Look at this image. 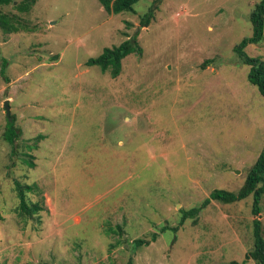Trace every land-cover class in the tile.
<instances>
[{"label":"rangeland","instance_id":"1","mask_svg":"<svg viewBox=\"0 0 264 264\" xmlns=\"http://www.w3.org/2000/svg\"><path fill=\"white\" fill-rule=\"evenodd\" d=\"M20 1L0 5L24 27H0V264H254L264 193L257 216L252 194L201 205L236 193L264 145V98L234 51L260 0H138L117 14ZM133 37L141 50L116 77L86 64ZM244 50L264 60V31ZM14 180L37 212L21 214Z\"/></svg>","mask_w":264,"mask_h":264},{"label":"trees","instance_id":"2","mask_svg":"<svg viewBox=\"0 0 264 264\" xmlns=\"http://www.w3.org/2000/svg\"><path fill=\"white\" fill-rule=\"evenodd\" d=\"M138 0H98L102 8L107 13H120L122 11H134L133 5ZM13 2V0H0V5H6ZM36 0H21L15 7L20 12H27L30 10L32 5ZM152 17V12L149 10L144 13V20L141 21V25L146 26L149 23V19ZM250 21L252 24V34L249 37H244L235 47L234 51L241 58L242 62L249 65L248 72V81L255 85L264 98V60L259 56H250L245 52V47L250 43H258L263 38L264 31V0L257 2L250 13ZM0 27L6 32H17L20 27L24 28L19 23H14L13 18L0 13ZM139 48L135 38L125 39L117 45L110 47H104L101 53L96 56L89 58L86 61L87 65H98L102 71L110 70L111 75L116 77L121 69V60L123 57L132 52H139ZM53 58H57L54 56ZM206 63V62H205ZM203 63V65H206ZM13 121H11L12 123ZM10 123V124H11ZM7 131V130H6ZM18 128L13 126L8 129V132L5 134L4 138L10 143L13 144L15 138L19 135ZM31 163L30 161L28 164ZM33 165V164H32ZM14 187L19 198L18 209L23 215H31L34 212H37L41 207L37 203H30L26 198V193L31 189V185H23L19 183L18 180H14ZM264 193V145L263 148L257 157L256 161L250 167L247 172L246 178L239 188V190L234 193L224 189H214L210 192L209 197L201 205H205L210 200H216L220 202H233L236 200L243 199L248 195H253V205H252V214L257 216L260 212L259 203L261 197ZM200 206V207H201ZM200 207H193L186 211V214L195 216ZM253 228L252 233L254 237V242L252 249L249 250L244 261L252 259L254 264H264V236L262 233V224L260 219L254 217L252 220ZM156 234L153 233L151 236V241L155 240ZM150 240L138 239L139 244L149 243ZM243 263V262H242ZM125 264H132V259L129 258ZM230 264H239L237 261H231Z\"/></svg>","mask_w":264,"mask_h":264},{"label":"water","instance_id":"3","mask_svg":"<svg viewBox=\"0 0 264 264\" xmlns=\"http://www.w3.org/2000/svg\"><path fill=\"white\" fill-rule=\"evenodd\" d=\"M3 108L5 110V115L8 119V121H11V116L9 114V111H10V105H9V100L8 99H5L4 102H3Z\"/></svg>","mask_w":264,"mask_h":264}]
</instances>
